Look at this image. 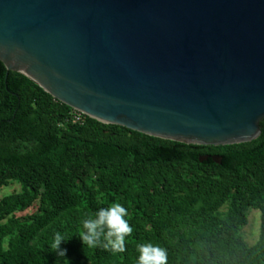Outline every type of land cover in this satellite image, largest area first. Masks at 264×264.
Segmentation results:
<instances>
[{
	"label": "trees",
	"instance_id": "16d2710c",
	"mask_svg": "<svg viewBox=\"0 0 264 264\" xmlns=\"http://www.w3.org/2000/svg\"><path fill=\"white\" fill-rule=\"evenodd\" d=\"M75 112L0 60V190L20 185L0 197V264H65L50 247L57 231L71 264H137L139 244L164 249L165 264H264V119L257 138L214 146ZM215 154L221 163L199 159ZM114 201L133 229L125 250L83 245L82 214Z\"/></svg>",
	"mask_w": 264,
	"mask_h": 264
},
{
	"label": "water",
	"instance_id": "95a60500",
	"mask_svg": "<svg viewBox=\"0 0 264 264\" xmlns=\"http://www.w3.org/2000/svg\"><path fill=\"white\" fill-rule=\"evenodd\" d=\"M0 60L103 123L198 145L261 134L264 0H0Z\"/></svg>",
	"mask_w": 264,
	"mask_h": 264
},
{
	"label": "clouds",
	"instance_id": "9594fccd",
	"mask_svg": "<svg viewBox=\"0 0 264 264\" xmlns=\"http://www.w3.org/2000/svg\"><path fill=\"white\" fill-rule=\"evenodd\" d=\"M127 209L119 202H112L107 207H101L95 211H86L80 218L82 232L79 238L83 245L90 248L101 246L112 252H123L125 250V237L133 231L126 219ZM103 237V239H102ZM65 234L57 231L51 242V249L57 257H63L65 264H71L68 258ZM140 256L137 264H165L166 252L164 249L152 244H139Z\"/></svg>",
	"mask_w": 264,
	"mask_h": 264
},
{
	"label": "rangeland",
	"instance_id": "374dc122",
	"mask_svg": "<svg viewBox=\"0 0 264 264\" xmlns=\"http://www.w3.org/2000/svg\"><path fill=\"white\" fill-rule=\"evenodd\" d=\"M19 188V184H16L14 186H5L0 190V197L12 192L13 190H18ZM260 226V211L254 208H250L248 212V223L243 227L241 231L248 245H252L257 242L260 233Z\"/></svg>",
	"mask_w": 264,
	"mask_h": 264
},
{
	"label": "built area",
	"instance_id": "2783aa9c",
	"mask_svg": "<svg viewBox=\"0 0 264 264\" xmlns=\"http://www.w3.org/2000/svg\"><path fill=\"white\" fill-rule=\"evenodd\" d=\"M82 115H83L82 112L76 110V112L74 113L75 120H81L82 119Z\"/></svg>",
	"mask_w": 264,
	"mask_h": 264
}]
</instances>
